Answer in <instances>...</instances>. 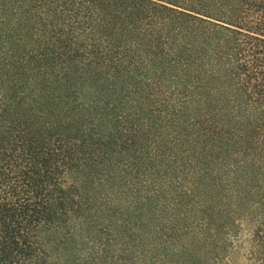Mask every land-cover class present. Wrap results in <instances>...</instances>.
<instances>
[{
	"label": "trees",
	"instance_id": "obj_1",
	"mask_svg": "<svg viewBox=\"0 0 264 264\" xmlns=\"http://www.w3.org/2000/svg\"><path fill=\"white\" fill-rule=\"evenodd\" d=\"M240 250L264 264V0H0V264Z\"/></svg>",
	"mask_w": 264,
	"mask_h": 264
},
{
	"label": "rangeland",
	"instance_id": "obj_2",
	"mask_svg": "<svg viewBox=\"0 0 264 264\" xmlns=\"http://www.w3.org/2000/svg\"><path fill=\"white\" fill-rule=\"evenodd\" d=\"M72 176H79L78 177V180H80V176H81V173L79 171H72L70 173ZM85 191L83 192L84 194L88 195V196H91V197H95L97 198L98 197V193H97V189L98 188H95V187H90L89 184L88 186L85 187ZM119 196H124L123 193H120V194H117ZM103 214V213H102ZM101 214V215H102ZM121 216H124V213H120L119 211H115V213H113V217H117V218H120ZM247 238V235L245 237V239ZM244 244H246V241L244 240L243 241ZM233 264H256V262L250 258H247L244 254V250H240L239 252H237L235 255H234V259H233Z\"/></svg>",
	"mask_w": 264,
	"mask_h": 264
}]
</instances>
